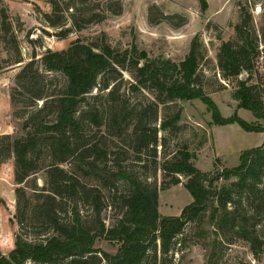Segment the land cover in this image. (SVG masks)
<instances>
[{
	"label": "trees",
	"instance_id": "16d2710c",
	"mask_svg": "<svg viewBox=\"0 0 264 264\" xmlns=\"http://www.w3.org/2000/svg\"><path fill=\"white\" fill-rule=\"evenodd\" d=\"M47 2L51 12L45 13L39 8L38 12L45 25L57 30L53 34L60 38L67 37L74 29L81 30L103 20L106 14L122 11L120 3L113 9L108 2L97 11L96 0ZM199 2L201 9L207 10L208 0ZM149 9L150 21L154 23L153 10L158 7L154 4ZM242 16L246 17L236 24L235 38L219 46L217 60L222 78L236 79L233 97L238 101L237 108L250 110L258 119L255 122L246 121L238 112L227 117L222 115L206 92L200 71L206 48L199 34L193 37L188 54L180 62L150 57L136 44L115 48L103 33L96 41L78 39L65 49L48 50L41 57L43 69L36 59L21 68L11 101L25 110L26 133L20 137L0 134V165L14 158L17 183L47 168L50 192L42 193V198L32 206L26 200L25 188L18 187L17 211L20 223L30 216L44 227L39 232L52 231L37 241L17 236L15 247L7 255L0 251V264H163L170 258L185 227L202 222L208 213L216 235L215 246L240 239L249 244L255 259L264 256V142L243 150L237 166L216 172L199 169L193 162L194 154L184 144L162 162L161 187L140 179L120 165L115 168L107 165L110 154H117L110 151L108 137L125 136L135 151H145L157 158L159 131L177 128L182 113L181 109L166 112L158 127L159 107L172 109L171 105L179 100L200 99L214 124L238 123L246 131L264 133L262 92L257 84H249L260 45L249 23L251 14L242 9ZM175 17L181 18L162 13L159 20L171 23ZM172 24L179 26L182 22ZM1 41L8 50H14V62L23 61L17 28L4 0H0ZM244 71L248 77L241 79ZM125 72L132 78L131 92L147 91L151 96L133 105L128 98H123L121 86ZM50 73L61 77L58 83H53L58 77L48 76ZM94 90L99 93L93 95ZM100 95L106 96L108 103L102 108L91 105L89 96ZM87 121L95 124L101 134H89L85 129ZM43 157H49V163ZM66 163H70L71 169L64 166ZM100 163H104L103 168ZM88 175L121 201L124 211L111 226L101 218L104 204L101 188L83 180ZM181 176L187 177L184 186L192 201L180 215H162L159 191L181 183ZM232 177L235 179L228 184H216L222 178ZM118 179H125L128 184L124 192L115 189ZM80 201L93 207V220L83 218L78 206ZM98 238L118 241L117 252L96 247ZM213 256L215 253L210 255L208 264H214Z\"/></svg>",
	"mask_w": 264,
	"mask_h": 264
},
{
	"label": "rangeland",
	"instance_id": "374dc122",
	"mask_svg": "<svg viewBox=\"0 0 264 264\" xmlns=\"http://www.w3.org/2000/svg\"><path fill=\"white\" fill-rule=\"evenodd\" d=\"M4 2L9 6L10 15L17 28L23 61L14 62V50H8L4 42H0V134L20 137L26 133L23 118L25 110L20 104L12 103L11 95L17 85L16 76L27 62L36 59L40 64L41 57L48 50L65 49L78 39L85 42L96 41L102 37L103 33L115 48L124 49L136 44L150 57H167L176 62L184 60L190 50L193 37L199 34L206 48L205 58L200 63L206 92L218 105L222 115L227 117L238 112L248 122L258 121L250 110L237 108L238 101L233 97L236 79L222 78L218 67L217 51L223 41L235 38L236 24L243 19L242 17H246L242 16V9L248 11L252 16L250 26L258 35L260 45V53L255 59L256 65L249 84H257L264 99V0H208V8L205 11L201 9L199 0H96L97 11L99 8H105L106 2L111 4L113 9H117L120 3L122 11L118 14H106L103 20L88 24L81 30L74 29L65 38L54 35L53 33L57 30L46 26L42 15L38 12V8L45 13L51 12L52 7L47 0H4ZM154 4L158 9L153 10V19L156 21L152 23L149 18V8ZM162 13L176 14L181 18H172L170 23L168 20H159ZM181 22L179 26L172 24ZM40 68L43 69L42 64ZM48 76H57V74L50 73ZM247 77L246 71L240 75L241 79ZM59 79L61 77L53 83H58ZM129 81H132V78L125 72L121 95L125 99L128 98L131 105L151 96L147 91L131 92ZM98 93L97 90L93 91V95ZM106 98L101 95L89 96V101L91 105L102 108L108 103ZM171 106H173L172 109H167V106L160 105L156 125L160 126L164 114L168 111L174 113L181 109V119L177 128L159 131L157 158L145 151H135L125 136L108 137L110 151L117 153L110 154L108 167L115 168L120 165L140 179L161 187L164 181L162 162L184 144L188 145L189 150L194 154L193 162L199 169L216 172L226 167L237 166L243 150L259 145L263 141V133L246 131L238 123L214 124L206 104L200 99L179 100L177 104ZM259 121L262 122V120ZM85 129L92 136L94 133L101 134L98 133L101 130L89 121ZM102 130L105 131V126ZM42 160L49 163L50 158L43 157ZM64 166L71 169L70 163ZM99 166L103 168L104 163H100ZM234 179L235 177L230 180L222 178L216 184L222 186ZM83 180L90 186L101 188L104 202L101 218L107 226L116 223L124 211L120 199L92 175H88ZM181 180L179 184L160 189L159 207L162 215H168V213L177 215L192 201L189 191L184 186L187 177L181 176ZM20 186L26 190V200L32 206L35 205L42 198L41 195H44L42 193L50 192L47 168L39 169L23 183H17L14 158H9L0 165V251L6 255L15 247L17 236L21 235L25 239L37 241L48 236L52 231L49 229L39 232L44 227L30 216L28 220L20 223L16 192ZM127 188L125 179L115 181L117 192H124ZM21 204H25L24 200ZM78 206L83 218L86 220L95 218V211L91 205L80 201ZM67 216L69 217L70 213ZM215 238L214 227L208 213L202 222L189 223L185 227L183 233L177 238L170 258L163 264H208L212 253H215L214 264H264V256L260 260L255 259L246 241L238 239L233 243L215 246ZM95 246L115 253L120 243L98 238Z\"/></svg>",
	"mask_w": 264,
	"mask_h": 264
},
{
	"label": "crops",
	"instance_id": "0c3cea01",
	"mask_svg": "<svg viewBox=\"0 0 264 264\" xmlns=\"http://www.w3.org/2000/svg\"><path fill=\"white\" fill-rule=\"evenodd\" d=\"M239 109H244V108H239ZM241 112V111H240ZM253 117L255 118V119H257L254 115H253ZM258 133H263V132H258ZM263 135H264V133H263ZM263 141L259 144V145H261L263 142H264V136H263ZM259 145H256V146H259ZM253 147H255V146H253ZM251 148V147H250ZM246 149H248V148H246ZM240 157V156H239ZM191 195V194H190ZM159 197H160V195H159ZM192 197V196H191ZM159 200H160V198H159ZM183 210V209H182ZM159 211H160V207H159ZM161 213V212H160ZM179 213V212H178ZM181 213H179V214H177V215H180ZM168 215H172V214H170V213H168Z\"/></svg>",
	"mask_w": 264,
	"mask_h": 264
}]
</instances>
